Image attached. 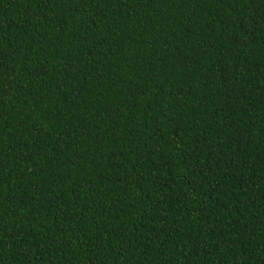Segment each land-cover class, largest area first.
I'll return each instance as SVG.
<instances>
[{
  "label": "trees",
  "instance_id": "obj_1",
  "mask_svg": "<svg viewBox=\"0 0 264 264\" xmlns=\"http://www.w3.org/2000/svg\"><path fill=\"white\" fill-rule=\"evenodd\" d=\"M0 264H264V0H0Z\"/></svg>",
  "mask_w": 264,
  "mask_h": 264
}]
</instances>
